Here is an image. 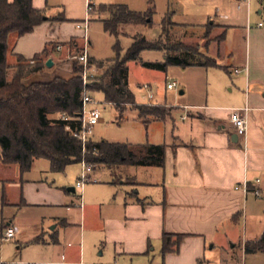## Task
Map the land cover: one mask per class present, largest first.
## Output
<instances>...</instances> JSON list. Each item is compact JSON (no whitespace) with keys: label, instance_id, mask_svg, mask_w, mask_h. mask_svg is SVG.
<instances>
[{"label":"crops","instance_id":"crops-1","mask_svg":"<svg viewBox=\"0 0 264 264\" xmlns=\"http://www.w3.org/2000/svg\"><path fill=\"white\" fill-rule=\"evenodd\" d=\"M254 1L194 0L195 6L199 4L205 9V25L202 26L175 22L178 13L172 9L163 20L164 23L172 16L175 25L172 42L181 41L219 66L218 69L177 68L194 83L204 85L206 97L201 107H187L188 111L182 115L183 110L171 108L175 110L171 119L165 123L155 122L166 127L165 143L145 146L169 147L164 169L125 166L100 170V167L91 176L97 184L85 191L77 186L68 191L70 185L61 176L66 172L54 174L50 170L52 175H57L53 180L40 176V171L34 176V166L39 162L36 161L32 171L23 176L19 167H5L0 159L4 207L14 211L4 219L0 230L4 226L16 229V239L19 236L22 239L18 252L38 249L44 258L53 259L45 264H86V255L91 251L98 252L101 258L110 249L114 257L150 258L154 245H161L164 264H214V259L218 263L233 264L231 252L236 247L240 246L244 253L247 243L262 240L264 229L258 237L242 245L233 243L234 229L243 219L247 225L253 215L252 199L260 201L264 197V27L260 28L264 25V0H257L261 6ZM87 2L63 0L61 14L49 18V0L34 1V8L45 12L46 22L32 35L16 36L12 44L9 42L7 63L10 64L11 59L17 63L11 65V71L16 74L18 67L33 65L34 58L47 48L63 46L65 50L62 54L52 53L46 61L47 70L27 76L23 81L25 86L74 78L73 64L63 61L65 51L71 50L68 45L78 41L84 49L83 42L86 44L88 40L85 32H76L77 26L86 21L91 23L93 16L110 18L98 12L89 15ZM102 6L116 5L95 6V11ZM152 6L150 3L147 12L154 9L155 18L157 13ZM185 15L195 18L192 12ZM58 18L66 22H52ZM153 26L139 27L151 30ZM66 27L72 29L71 34H67ZM73 53L71 50L69 54ZM161 54L164 63L167 54ZM50 61L54 64L51 69L47 67ZM182 80L185 86L189 85L190 81ZM167 91L176 90L169 91L167 86ZM187 94L186 90L180 93L181 96ZM238 117L247 122L246 138L237 136L233 121ZM102 171L107 176L99 180ZM49 172L44 174L49 175ZM256 192L261 193L260 198ZM75 198L79 199V206ZM45 211L64 215L52 214L49 218L40 215L35 223L32 213ZM48 219L51 225H56L49 232L45 230ZM23 223L26 228L20 226ZM28 232L35 234L32 239L27 238ZM165 234L186 237L179 254L163 257ZM3 242H6L4 237H0V244ZM218 249L216 258L214 251Z\"/></svg>","mask_w":264,"mask_h":264},{"label":"trees","instance_id":"trees-1","mask_svg":"<svg viewBox=\"0 0 264 264\" xmlns=\"http://www.w3.org/2000/svg\"><path fill=\"white\" fill-rule=\"evenodd\" d=\"M35 0H0V159L5 167H19L21 174H29L36 161L45 160L51 165L54 174L65 173L74 165L86 162L88 165L118 169L125 166L137 168L166 167L168 146H130L91 142L86 153L81 142L73 134L82 128L84 111L83 67L74 63V78L71 80L55 79L52 83H38L25 86L27 76L42 74L47 70L46 61L58 47H51L36 56L33 65L28 68L18 67L12 80L8 79L7 56L12 36L24 38L46 22L45 12L34 8ZM94 13L109 15L104 21L106 34L115 37L118 44L115 48L117 59L97 64L90 60L89 68L100 72L98 78L91 81L88 91L91 94H102L105 102L113 106L122 123L129 110L138 113L139 120L146 126L151 123H165L171 119L174 109L161 106H141L130 90L129 64L142 61L146 52L166 53L164 63H143L147 70L167 74L171 68L187 70L190 68L218 69L219 66L188 48L181 41L173 44L172 28L175 25L170 15L163 23L161 39L157 42L137 36L125 57L122 59V48L119 39L122 28L127 26L152 27L154 9L145 14L134 13L126 6H102ZM52 22L64 23L63 18ZM71 50L83 54L78 41L68 45ZM61 116V120H51ZM68 120H63V118ZM70 130V131H69ZM9 228L0 230L4 237ZM185 236L168 235L163 237L162 255L179 254ZM246 255L264 254V237L257 243H247Z\"/></svg>","mask_w":264,"mask_h":264},{"label":"rangeland","instance_id":"rangeland-1","mask_svg":"<svg viewBox=\"0 0 264 264\" xmlns=\"http://www.w3.org/2000/svg\"><path fill=\"white\" fill-rule=\"evenodd\" d=\"M73 2V0H71ZM194 0H95L94 4L96 7L101 5H119V6H128L132 11L135 12H147L150 9V3L153 4L152 7L156 9V17L154 18V26L153 29L147 30L143 27L137 26H127L122 28V36L119 39L121 44V48L123 50L121 58L123 59L133 44V38L139 35H144L147 39L152 42H157L161 39V27L163 20L165 19L169 9L176 11L177 17L175 18V22L180 24L192 23L194 25H205L204 7L201 5L195 6L193 4ZM257 5L261 6L259 1H254ZM63 0H49V8L47 9V16L49 18L58 17L62 10ZM170 4L171 7L168 5ZM173 7V8H172ZM83 11V10H82ZM186 12H192L195 14L194 19H190L185 15ZM200 12H203V15L200 16ZM108 17H92V22L89 25V30L87 34V42H88V54L91 60H93L97 64L107 63L109 61H113L117 59V53L115 48L118 44V40L115 37H112L105 33L104 25L101 23L103 20H107ZM264 21V19H263ZM67 28V27H66ZM72 29L70 27L67 28V34H71ZM76 32L79 34L84 31ZM85 37V36H84ZM83 37V39H84ZM159 37V38H158ZM17 37H11V44L15 41ZM180 42V41H179ZM83 46L85 49V42H83ZM173 44H179L175 42ZM83 49V48H82ZM71 50L65 51L64 56V64L69 62V64H73L74 61L70 60V56L74 57L81 56V52L77 54L74 52L73 54H69ZM64 53V52H63ZM83 53V52H82ZM164 61V56L161 53L155 52H146L142 56V61L139 63L130 64V88L133 94L136 96L137 104L141 106L145 105H168L170 108L181 109V115L185 114L188 111L187 107L194 106H203L206 92L205 86L194 83V80H191L188 75H182L184 71L172 68L169 70L168 74H164L157 71L147 70L143 67V63H162ZM62 62V64H63ZM9 64V63H8ZM16 61L11 59L8 67L12 68L11 65H16ZM12 70V69H11ZM9 71L8 79L12 80L15 75L12 71ZM100 72H97L95 69H90L91 80L93 78H98ZM182 78L186 81H190L189 85L185 86ZM172 83H178L180 87L174 92H168L167 86ZM147 87H151V90H148ZM187 91L188 94L186 96H181L180 93L182 91ZM155 95L156 99L151 101L149 99L150 94ZM93 100L95 101L96 107L102 113V122L94 128L93 132V142L95 143H103L107 142L110 144H121V145H133L135 147L145 146V145H164L165 143V125H158L157 123H151L149 127H147L142 121L139 120L138 113L132 110L126 115L125 120L120 123L119 122V114L113 106L108 105L105 102V98L102 94H92ZM89 109H92L90 107ZM186 109V111H184ZM180 114L178 113L177 120L180 123ZM61 116H53L51 120H61ZM98 167L97 169H99ZM96 169V170H97ZM51 170V165L49 162L42 160L37 162L33 169V175L36 176V173L40 171V176H44L53 180L57 178V175H52L49 171ZM100 170H107L105 167H101ZM44 172H49L48 174H44ZM83 174V166L82 165H74L67 169L66 173L61 175L66 182L70 185L68 186V191L70 189H76L77 183L81 179ZM99 180L106 179V172L102 171L99 174ZM61 177V178H62ZM95 180L92 183L86 185L84 191L90 187L94 186ZM74 183V184H72ZM76 205H80L79 199H74ZM5 201H3L1 192H0V227L9 215L13 214V210H7L4 207ZM252 209L253 215L249 217L247 225L245 223V219L241 222L238 227L234 229V240L233 243L244 244L250 239H255L258 237L264 229V197L262 200L252 199ZM34 216L35 223L39 221L42 217L49 218L52 214L62 216L64 213L57 212L51 213L48 211L39 213H32ZM41 215V216H40ZM27 218H30L27 217ZM34 223V224H35ZM23 228L25 224H20ZM56 225L50 224V219L45 224V230L47 232L53 231ZM60 233H62V230ZM35 235L31 232H28L27 238L32 239ZM63 236V233H62ZM32 237V238H31ZM21 236L18 237L15 241L12 242H3L0 244V262L1 264H45L53 262V259L48 256V258H44V255L40 253L38 249H30V251H25V249L21 252H18L19 245L21 244ZM64 243V239L61 240ZM156 249V250H155ZM161 245H154V252L152 253V257H114L110 250L107 251L105 257H99L98 252L91 251L86 255V264H164L163 258L161 256ZM56 251V250H55ZM231 252V251H230ZM216 254V255H215ZM219 249L214 251V255L219 256ZM232 255V263L233 264H264V255H246L241 252V247H236V250L231 252ZM221 261V260H220ZM214 264H224V262H216L214 259Z\"/></svg>","mask_w":264,"mask_h":264},{"label":"built area","instance_id":"built-area-1","mask_svg":"<svg viewBox=\"0 0 264 264\" xmlns=\"http://www.w3.org/2000/svg\"><path fill=\"white\" fill-rule=\"evenodd\" d=\"M95 0H88L87 2V10L89 15L94 12L95 9ZM245 2L250 3L251 0H245ZM89 21H86L83 24H79L77 26V29L79 31H84L86 34H88L89 30ZM264 25H260V28H263ZM88 42L86 41V46L84 49V52L81 56H75L70 57V60L74 62H78L83 67V83L85 87L84 91V99H83V105H84V111L82 116V128L79 131H76L73 136L75 139H77L79 142L82 143L85 153H86V147L93 141V132L94 128L98 126L102 122V113L101 111L96 107L95 101L93 100L92 94L88 91V86L91 85V77L90 76V57L88 54ZM65 48L63 46H59L57 48V53L62 54L64 52ZM94 79V78H93ZM178 89V84L172 83L168 85V90L173 91ZM150 99L154 100L155 97L153 94L150 95ZM92 107V109H89ZM66 117L63 118V120ZM68 121V120H66ZM234 127L236 128L237 136L239 138H246L247 137V122L245 119L242 118H236L233 121ZM70 131V130H69ZM83 166V175L81 180L77 184V189L83 190L86 185L93 182L91 176L94 174L95 170L98 168L97 166L88 165L86 162L82 164ZM246 190V189H245ZM247 191V190H246ZM256 196L258 198L261 197L260 192H256ZM17 237V231L14 228H9L4 235V241L6 242H12Z\"/></svg>","mask_w":264,"mask_h":264},{"label":"water","instance_id":"water-1","mask_svg":"<svg viewBox=\"0 0 264 264\" xmlns=\"http://www.w3.org/2000/svg\"><path fill=\"white\" fill-rule=\"evenodd\" d=\"M53 62L52 61H50V62H48V64H47V67L49 68V69H51V68H53ZM182 95H183V93H182Z\"/></svg>","mask_w":264,"mask_h":264}]
</instances>
